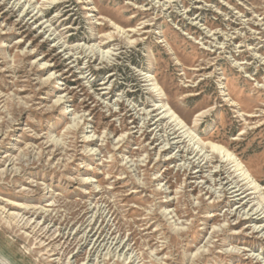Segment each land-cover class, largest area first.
Masks as SVG:
<instances>
[{"label":"rangeland","instance_id":"1","mask_svg":"<svg viewBox=\"0 0 264 264\" xmlns=\"http://www.w3.org/2000/svg\"><path fill=\"white\" fill-rule=\"evenodd\" d=\"M44 1L0 0V264H264L208 147L264 187V0Z\"/></svg>","mask_w":264,"mask_h":264},{"label":"bare ground","instance_id":"2","mask_svg":"<svg viewBox=\"0 0 264 264\" xmlns=\"http://www.w3.org/2000/svg\"><path fill=\"white\" fill-rule=\"evenodd\" d=\"M8 2H12L15 6H20V8L23 7L24 3L27 2V5H30L32 2V0H7ZM47 0H45L44 2H46ZM51 1H55V0H51ZM50 2V1H48ZM34 5V4H33ZM33 5L29 6L28 8L25 7L24 11L25 12H29V9H31V7H33ZM97 49V48H96ZM145 81L151 85V91L154 92L159 98H161L163 96V90L162 88L159 86V84L157 83L156 79L153 78L152 75L146 73L145 74ZM152 82V83H151ZM105 87V86H104ZM234 104V103H233ZM160 109H162L163 115L159 120H157L154 124L156 126V128H159V126L161 125L160 121H162L163 118L168 117V116H172L173 117V121L177 122L178 125H183V121L181 120V118L175 113V111L172 110V108L169 106L168 103L162 104L160 105ZM197 121V120H196ZM177 124L175 125V127L172 128L171 131H173L171 133V131L166 130V132L168 133V139H165L167 141L166 145L164 148H166L167 145H170L169 148L174 146V143L172 142V140L174 139H180L181 136L182 138H184L183 135L178 134L180 132V130L184 127L182 126L181 128L179 127L177 129ZM172 126V125H171ZM169 126V127H171ZM165 128V127H164ZM164 136V135H163ZM172 136H175L174 138H171ZM182 138L180 141H177L176 143H181ZM193 140V137H191ZM164 140V142H165ZM183 143L185 142V140L182 141ZM181 145V144H180ZM207 146H202L201 150L199 152L204 151ZM212 151V153L216 156L214 157H219L220 158V165H217V167H215V171H214V175L218 176V183L219 185L222 186L221 188V192L224 193V195L226 194H231V196H233V201L234 203H238L240 205V207L237 208V212L241 213V210H239L240 208L245 209L246 206H248L249 203H251V197L254 194L259 193L263 200H264V187L259 184L255 177L252 175V173L249 171V169L247 168V166L239 159V157L237 155H235L233 152H231L230 150H228L226 147L221 146V145H217L216 143H209L208 146ZM195 149H189L188 148V152H195ZM198 154V153H197ZM206 154V152L201 155L204 156ZM196 157V156H195ZM207 160L206 163L210 162V160L208 159V155H206ZM212 161V160H211ZM190 163H195L193 161V159L190 160ZM191 165V164H190ZM230 165H232V168H235L234 171L231 170V168L229 167ZM234 173V174H233ZM220 188V187H219ZM212 189V188H211ZM212 191V190H211ZM216 192V191H215ZM263 203V202H261ZM259 208V207H258ZM250 211H246L245 215L246 216H251L250 218L252 219V216L258 215L260 211L263 210L262 209H257L256 211H253V207H251L249 209ZM255 210V209H254ZM20 215V214H19ZM264 215V211L263 214ZM261 215V216H262ZM23 216V215H22ZM19 216H15V218H18ZM14 218V219H15ZM21 219H19L18 221H20ZM25 220V218H23V220H21V222H23ZM32 223V222H31ZM22 223H19L18 225H20ZM41 224V223H40ZM91 224V223H89ZM24 227H28L30 225V221H25L23 223ZM49 227V226H48ZM93 227V226H92ZM49 230V229H48ZM95 230V229H94ZM93 230V231H94ZM103 230V229H102ZM87 232V231H86ZM99 232L96 231L92 237H95L97 235V233ZM61 233V232H60ZM92 233V232H91ZM107 233V232H106ZM110 234V233H109ZM86 235V234H85ZM37 236V235H36ZM58 236V235H57ZM103 235L99 234V236H97V238H95L94 244L92 245V250L96 249H106L107 246H109L107 249L109 250L111 248V246L113 245V243L115 242H111L110 245L107 239V236L103 237ZM113 237V236H112ZM40 238V237H39ZM88 238L90 239L89 235ZM116 238V237H115ZM51 240V239H50ZM85 240V239H84ZM117 240V239H116ZM119 240V239H118ZM56 241V240H55ZM93 241V240H92ZM121 241V239H120ZM54 242V241H53ZM121 242H117L114 245H118ZM121 245V244H120ZM127 247V246H126ZM53 248V247H52ZM114 248H116L114 246ZM119 248V247H118ZM117 248V250H118ZM125 247H123L120 251H122ZM129 248V247H128ZM99 250V251H100ZM126 250V249H125ZM132 250V249H131ZM112 251V250H111ZM119 251V253H120ZM95 252V251H94ZM114 252V251H113ZM127 252V251H126ZM129 252V251H128ZM93 253V252H92ZM97 253V252H96ZM104 253V252H102ZM120 257H122V254ZM125 254V252H124ZM131 254V253H130ZM101 255V254H100ZM90 256V255H89ZM102 256V255H101ZM113 256V255H112ZM127 256V255H126ZM130 256V255H129ZM118 257V256H117ZM125 258V257H123ZM127 260L129 259V257L126 258ZM134 259V258H133ZM98 260V259H97ZM93 261V259H90V262ZM3 264H12L8 259L5 258L4 261H2ZM89 263V262H88ZM136 263V262H135Z\"/></svg>","mask_w":264,"mask_h":264}]
</instances>
